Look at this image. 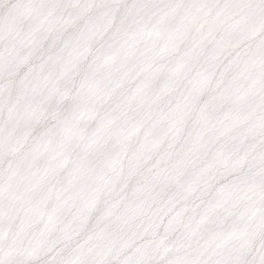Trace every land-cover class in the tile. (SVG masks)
I'll use <instances>...</instances> for the list:
<instances>
[{
    "label": "snow or ice",
    "instance_id": "6c2138e0",
    "mask_svg": "<svg viewBox=\"0 0 264 264\" xmlns=\"http://www.w3.org/2000/svg\"><path fill=\"white\" fill-rule=\"evenodd\" d=\"M0 264H264V0H0Z\"/></svg>",
    "mask_w": 264,
    "mask_h": 264
}]
</instances>
